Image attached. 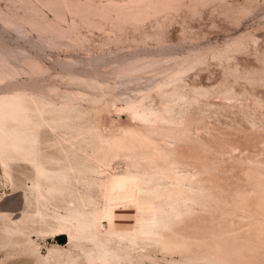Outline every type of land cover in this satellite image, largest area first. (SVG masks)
<instances>
[{
  "label": "rangeland",
  "instance_id": "rangeland-1",
  "mask_svg": "<svg viewBox=\"0 0 264 264\" xmlns=\"http://www.w3.org/2000/svg\"><path fill=\"white\" fill-rule=\"evenodd\" d=\"M0 96V264H264V0H0Z\"/></svg>",
  "mask_w": 264,
  "mask_h": 264
},
{
  "label": "bare ground",
  "instance_id": "bare-ground-1",
  "mask_svg": "<svg viewBox=\"0 0 264 264\" xmlns=\"http://www.w3.org/2000/svg\"><path fill=\"white\" fill-rule=\"evenodd\" d=\"M5 99L6 97L0 96V101L5 100ZM1 110H4V108L0 106V111ZM30 123H31V118L29 117V142L25 139H23L21 142L19 140H15L14 138H8V139H3V140L0 139V146H8L14 149L16 152L21 151L23 154L29 155V162L34 164V163H38V161L36 159V154L34 152L35 140L32 137L33 129L30 127ZM23 142H26L28 144H22ZM0 161L3 166V169H2L3 177L6 179V181H8L11 184V181H10L11 175L9 174V171H8L9 168L6 165V163H4L2 160ZM36 169H37L38 177L47 178L46 176L47 173L45 172V170H43L40 166L38 167L36 166ZM59 182L60 181H58V183ZM36 187L38 188L39 185L37 184ZM57 187L54 190L58 189ZM138 188H139L138 182L136 181H120V182H116L112 184L110 186V193H109V203L110 204L105 213H102L94 218L85 219L77 211H71L68 215L57 218V221L59 223V229L53 232L52 237L59 238L62 235L65 236L66 234L69 236V239L71 240L72 234L70 232V229L71 227H73L74 229H77L80 232H83L84 235H86L87 239L90 241L93 248H104L111 241V238L113 236L121 237L120 235L122 234L134 233L135 229L136 228L139 229V227L140 228L142 227L143 229L140 232L146 233L147 231L144 230V225L139 226L141 225V223H143L142 220H139V219L135 223L134 230L124 231V230H113L111 228L110 217L112 215V212H117L120 209L128 208L129 203L127 201L130 199H136ZM36 191L38 195L41 194L39 190H36ZM50 194H51V191H48V195ZM102 221L103 222L105 221L107 223V226H104ZM65 223H67V225ZM146 225L147 224H145V226Z\"/></svg>",
  "mask_w": 264,
  "mask_h": 264
}]
</instances>
